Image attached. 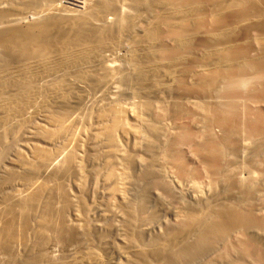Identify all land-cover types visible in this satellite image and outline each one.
I'll list each match as a JSON object with an SVG mask.
<instances>
[{"label": "bare ground", "instance_id": "6f19581e", "mask_svg": "<svg viewBox=\"0 0 264 264\" xmlns=\"http://www.w3.org/2000/svg\"><path fill=\"white\" fill-rule=\"evenodd\" d=\"M64 1L0 0V264H264V0Z\"/></svg>", "mask_w": 264, "mask_h": 264}, {"label": "rangeland", "instance_id": "374dc122", "mask_svg": "<svg viewBox=\"0 0 264 264\" xmlns=\"http://www.w3.org/2000/svg\"><path fill=\"white\" fill-rule=\"evenodd\" d=\"M78 1L81 2L80 0H78ZM64 2H65L64 3L65 6L70 7L72 9L73 8L78 9V7H74L73 5H77V6L79 5L80 6V4L73 3L70 0L64 1ZM139 24L144 25L145 20L141 21ZM166 44H167V47L170 48V42H166ZM122 47L124 50L128 51L130 49V44L127 42H122ZM122 47H120L116 50V55H117V57H119V59H121L124 55V51H122ZM191 52H192V54H196L197 53L196 47ZM193 58H190L189 60L193 61ZM176 71L179 72V68H177ZM164 78H165L166 83L171 82L169 80L170 79L169 76H167V77L165 76ZM189 84H190V80H189V72H188L186 77L183 78V82L181 84L182 86L180 88H177L174 86L175 91L185 90V94L180 99V101H182L185 106L191 105L194 102H201L202 100H204V98H202L203 94L192 89V87H190ZM247 90L252 91L253 89L248 88ZM175 91L171 90L169 86L166 87L164 90L157 89V93L155 95V109H156L155 113L159 114L158 113L159 108H164L167 106L168 113L165 114V123L168 124V128L181 129V126L184 127V131H183L184 137L181 141L180 150H182L183 153L188 156L191 153H195L194 151L197 149L192 143V140L194 137H196V135L194 133L187 134L185 131L186 127L190 130V132L194 131V128L189 127L192 125V120L189 116L185 115V116L178 119L177 117L173 118V116L169 113V109L171 107L170 105L172 104V102H174V98H175V96H172L171 93L175 92ZM121 102H122V104H127L129 102V100L126 97H123L121 99ZM84 110H87V108L83 107L82 112ZM106 110H107L106 108L104 110V105L97 104L93 107V115H96L97 113H102L103 111L105 112ZM77 133H78V136L76 137L77 139H80L82 137L81 139L83 140L85 138L83 131H82V134H83L82 136L79 134L80 131ZM78 137H80V138H78ZM91 139H92V137L90 138V141H92V142L95 141L94 138L92 140ZM127 143H129L131 145L132 141L129 140V142L127 141L126 143L119 142L120 150L122 149V152L125 151L123 148L124 147L123 144H125V147L128 145V147L125 149H130V147H132V146H129V144H127ZM122 145H123V147H122ZM52 240H54V239H52ZM52 240L51 241L49 240V242H51V243H49L47 241L46 244H44V246L42 247V250L44 249L43 251L45 252L46 255L43 253L42 250L41 251L46 257L59 258V257H61V255L62 256L63 255L69 256V255L73 254L74 252H78L80 250V248H78L79 246L75 243L70 244V242L68 241V244H67L66 243L67 241H65V244L63 245L61 243V241H59V240H58L59 242L57 240H54V241H57L56 243L54 241H53L54 243H52ZM75 245H77V246H75Z\"/></svg>", "mask_w": 264, "mask_h": 264}]
</instances>
